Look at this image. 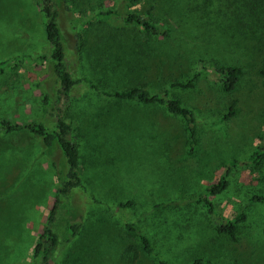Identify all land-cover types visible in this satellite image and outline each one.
Returning a JSON list of instances; mask_svg holds the SVG:
<instances>
[{
	"label": "rangeland",
	"instance_id": "rangeland-1",
	"mask_svg": "<svg viewBox=\"0 0 264 264\" xmlns=\"http://www.w3.org/2000/svg\"><path fill=\"white\" fill-rule=\"evenodd\" d=\"M169 1L68 0L80 20L73 74L80 83L63 118L79 141L80 183L61 203L52 224L57 235L52 264H156L154 257L167 264L195 259L264 264V204L249 203L250 197L264 195V163L258 168L238 165L223 192L207 193L229 163L247 159L264 138V74L259 67L264 0H213L221 11L208 22L220 28L215 31L218 45L203 35L212 30L200 32L189 22L173 21V12L164 8ZM100 9L147 19L163 33L153 36L113 17H96ZM226 10L232 30L216 18ZM164 33L171 45L162 44ZM132 45L143 48L129 54ZM49 55L35 0H0V64L9 62L0 73V120L13 126L40 121L39 93L54 83ZM221 63L242 69L236 88L227 94L220 92L213 73ZM129 66L135 71H127ZM200 70L204 73L193 79ZM189 81V89L171 87ZM86 83L106 92L130 85L169 89L194 112L195 141L188 144L183 122L163 109L96 94ZM17 88L26 94L19 100ZM43 150L41 140L30 133L0 135V264L32 262L56 187L50 165L55 159ZM197 197L213 205L220 221L245 214L235 242L215 233L195 203ZM126 203L130 206H118ZM70 223L78 225L72 239L65 231ZM124 224L147 239L151 256Z\"/></svg>",
	"mask_w": 264,
	"mask_h": 264
},
{
	"label": "trees",
	"instance_id": "trees-1",
	"mask_svg": "<svg viewBox=\"0 0 264 264\" xmlns=\"http://www.w3.org/2000/svg\"><path fill=\"white\" fill-rule=\"evenodd\" d=\"M250 2V0H245ZM35 4L39 8L40 16L43 19V37L49 47V62H47L48 70L51 76H53L54 83L48 87V91L39 93L38 100V117L40 121L36 123L18 125H10L0 120V135L13 132H27L37 136L43 146V154L50 156L52 154L53 159L50 161V165L54 171L56 187L53 195V204L47 214L46 220L41 227V232L36 237L33 249H32V262L30 264H52L53 257L56 253L57 247V235L52 229V224L55 221L56 213L61 203L68 200L72 191L79 185V141L77 138L76 130L63 118V109L72 97V91L74 87L80 83V79H74V60L77 59V55L80 49V39L77 32V26L80 23L76 17L73 16L72 10L68 5V0H35ZM219 4V2H217ZM215 4L213 0H170L165 4L164 8L173 12L171 19L177 23L185 25L189 22L190 26H198L199 31L212 30L210 34H203L211 42L219 44L218 33L220 28L216 25H211L208 21L212 19V16L221 11V7ZM182 8L179 12H176L175 8ZM226 10L220 18L222 23H227V28L232 30V27L228 24L229 17ZM96 17H113L119 19L123 24L139 28L150 35L161 34L162 30L158 28L153 22L147 19L141 18L133 14H127L120 16L116 11L110 9H100L95 12ZM186 21V22H183ZM194 24V25H192ZM163 33V32H162ZM162 38L166 41H162L163 45H171L172 39L168 38L167 33H164ZM123 47V46H122ZM121 48V47H120ZM143 47L130 46L129 54L132 52H139ZM124 54V49H122ZM126 56V55H123ZM128 57V56H126ZM123 57V58H126ZM261 74H264V52L260 53ZM9 62L0 64V73L2 72V66H6ZM213 73L217 76L218 87L220 92L230 93L232 92L242 75V69L235 63H221L215 64ZM16 65H13L15 67ZM133 71L134 67L129 66L127 71ZM204 73V70H200L198 73L192 76L196 79L198 75ZM88 88L96 94L119 100L127 104H134L138 106H153L163 109V111L172 117L179 118L184 124V131L187 135L188 144L189 141H195L196 133L194 130L195 114L192 110L181 105L180 101L174 98L169 93V89L163 92H156L143 87L142 85H130L119 91H100L95 85L86 83ZM181 89L191 88V83H178L171 85ZM20 88V87H19ZM18 89V88H17ZM19 95L16 99L19 100L20 95L25 94L21 89L16 90ZM14 91V94L16 93ZM26 96V94H25ZM232 102L228 108L229 116L232 113ZM47 123H46V122ZM47 125H50L47 126ZM56 158L60 159V162L56 163ZM264 163V138L262 143L255 149V151L244 161L237 162L232 161L224 168L223 172L218 176L217 182L211 186L207 193L214 196L223 192L228 187V178L232 171L239 166H249L252 168H258ZM59 164V165H58ZM195 203L203 210L208 219L212 222V227L215 233L219 235L227 236L232 242L237 240V231L244 223L246 216L240 211L235 216L226 221H220L214 210L213 205L203 199L197 197ZM249 203L264 204V195H254L250 197ZM119 207H128L130 203L119 204ZM159 207V206H157ZM162 207V205H160ZM126 231L133 233L139 240L142 252L148 256L152 255V250L147 239L138 234L135 228L131 224H124ZM78 225L70 223L65 226V231L72 239L76 236ZM156 264H167L158 257H154ZM207 262L201 259H195L190 264H206Z\"/></svg>",
	"mask_w": 264,
	"mask_h": 264
}]
</instances>
